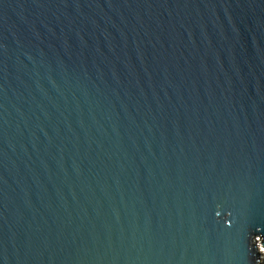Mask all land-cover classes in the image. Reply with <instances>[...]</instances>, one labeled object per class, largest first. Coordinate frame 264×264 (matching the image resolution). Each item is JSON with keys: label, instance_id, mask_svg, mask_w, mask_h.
<instances>
[{"label": "water", "instance_id": "1", "mask_svg": "<svg viewBox=\"0 0 264 264\" xmlns=\"http://www.w3.org/2000/svg\"><path fill=\"white\" fill-rule=\"evenodd\" d=\"M261 242L264 0H0V264Z\"/></svg>", "mask_w": 264, "mask_h": 264}, {"label": "built area", "instance_id": "2", "mask_svg": "<svg viewBox=\"0 0 264 264\" xmlns=\"http://www.w3.org/2000/svg\"><path fill=\"white\" fill-rule=\"evenodd\" d=\"M258 245H260V246H258L257 249L261 250L260 253L264 255V251H263L264 248H263L262 242L258 243ZM263 255H262V257H263ZM262 264H264V263H262Z\"/></svg>", "mask_w": 264, "mask_h": 264}]
</instances>
